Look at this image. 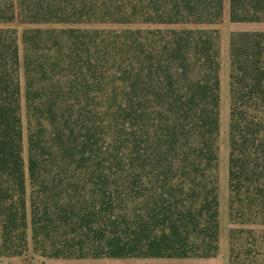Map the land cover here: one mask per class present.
<instances>
[{"label":"trees","instance_id":"obj_1","mask_svg":"<svg viewBox=\"0 0 264 264\" xmlns=\"http://www.w3.org/2000/svg\"><path fill=\"white\" fill-rule=\"evenodd\" d=\"M223 16L224 0H0V258L29 233L48 259L217 256ZM229 20L264 23V0H229ZM17 24L40 25L22 58ZM228 52V264H264V30H232Z\"/></svg>","mask_w":264,"mask_h":264},{"label":"rangeland","instance_id":"obj_2","mask_svg":"<svg viewBox=\"0 0 264 264\" xmlns=\"http://www.w3.org/2000/svg\"><path fill=\"white\" fill-rule=\"evenodd\" d=\"M18 30L20 56L22 58V33L27 28L38 27L40 25L17 24L14 25ZM57 27V25H41V27ZM82 28H106L121 29L126 27L132 28H156L153 25H114V24H92L80 25ZM161 28H166L159 26ZM221 32L222 46V70H221V130H220V166H219V199H220V237H219V253L217 256L202 260H177L166 262V259H48L44 258L32 250L31 238L29 233V249L20 257H3L0 263L6 264H228V126H229V35L234 29L238 30H264V23L241 24L234 25L229 20V0H224V16L223 21L219 25L214 26ZM20 78L23 83V69H20ZM23 125H24V141L23 151L24 158L27 159V122L25 108H23Z\"/></svg>","mask_w":264,"mask_h":264},{"label":"crops","instance_id":"obj_3","mask_svg":"<svg viewBox=\"0 0 264 264\" xmlns=\"http://www.w3.org/2000/svg\"><path fill=\"white\" fill-rule=\"evenodd\" d=\"M202 259H208V258L166 259V262H172L177 260H202Z\"/></svg>","mask_w":264,"mask_h":264}]
</instances>
